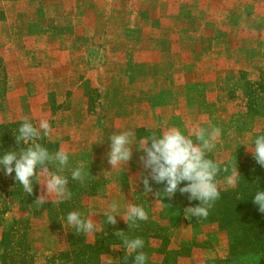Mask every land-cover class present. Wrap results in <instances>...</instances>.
<instances>
[{"label": "rangeland", "instance_id": "1", "mask_svg": "<svg viewBox=\"0 0 264 264\" xmlns=\"http://www.w3.org/2000/svg\"><path fill=\"white\" fill-rule=\"evenodd\" d=\"M7 1L0 0V125H20L21 118L28 117L36 126L40 118H46L51 132L46 136L41 134L40 144L49 153L61 148L67 150L69 163L64 172H71L82 161L84 171L89 173L83 183L67 176L68 186L74 184L83 189L73 192L70 201L82 210L84 217L95 213L92 219L104 225L105 233L117 229L130 237H146L144 240L149 245L145 250L152 254L154 264L164 260L162 252L176 255L175 264L226 260L229 256L226 231L215 221L203 225L200 231L195 230L191 222L197 217L183 211L191 207L187 204L189 194L177 190L171 198L163 196L165 184H157L150 176L152 191L145 193L140 182L150 172L140 160L144 155L139 150L142 138L152 133L159 135L164 127L180 128L185 135H189L193 124L208 127L206 116L204 120L193 119L191 113L176 111L172 105L174 96L182 102L190 100L184 96L179 82L173 93L160 94L162 88L155 75L163 62L160 60L163 49L156 42L157 33L145 30L149 27L146 20L157 18L151 1ZM233 5L239 12L244 8L242 0ZM256 6L264 10V0H247L244 11L257 9ZM254 19L255 24L250 23L251 30L246 32L244 46L248 50L247 58L251 56L249 60L257 62H249L245 78L233 87L226 88V80H221L225 94L218 95L216 103L225 108L206 113L214 116L211 124L221 129L219 141L207 158L219 161L221 168L231 169L236 163L238 172L253 161L247 148L252 147L256 136L264 135V11ZM230 34L233 37L234 33ZM198 99L210 101L206 96ZM254 114L260 118L241 126L245 116ZM123 130H132L136 135L132 158L121 171L111 169L107 153L109 137ZM48 168L56 172L59 165L50 162ZM259 170V174H264V168L259 166ZM229 174L230 171H221L217 179L223 181ZM42 183L38 167V196L46 191ZM186 183L182 182L178 188ZM232 189L220 184V192ZM157 193L161 195L158 197ZM113 200L121 205L118 214L131 202L142 205L148 219L138 221L136 228H128L120 216L116 217L115 226L105 224L104 210ZM166 203L176 206L168 208ZM195 203L198 205L199 201ZM12 207V212L5 216L8 222L19 216L17 206L12 204ZM74 230L66 221L56 228L45 216L32 220L29 240L34 264H58L59 255L69 250ZM1 233L2 227L0 240ZM100 233L94 237L83 234V240L93 245ZM112 247L104 255L120 261L123 245L115 250ZM185 247L190 250L189 256L182 254ZM102 258L103 255L100 257L103 264Z\"/></svg>", "mask_w": 264, "mask_h": 264}, {"label": "clouds", "instance_id": "2", "mask_svg": "<svg viewBox=\"0 0 264 264\" xmlns=\"http://www.w3.org/2000/svg\"><path fill=\"white\" fill-rule=\"evenodd\" d=\"M21 120L15 140L18 145L22 144L25 147L20 148L18 152H5L0 156V167L6 175L14 172L15 180L27 194L33 193L32 178L36 176L39 167L40 175L43 177L42 186L46 191L37 196L34 203L38 205L47 203L50 200L49 197L54 198L50 201L55 204L71 200L72 192L68 188L69 179L62 174L69 163V153L63 148L55 153H49L45 147L36 142L41 138L42 133L46 136L51 132V125L46 118H40L36 126L30 122L28 117H22ZM135 135L132 130H123L109 137L110 150L107 153V160L111 169L121 171L125 169L124 166H127L133 155ZM220 135L221 129L209 123L207 128L193 124L189 135H185L177 127H164L159 135L152 133L149 137L142 138L139 141V150L144 155L140 156V160L144 169L150 170L148 176H144L140 181L145 193L152 191L149 185L150 176L151 180L157 184H165L163 196L171 198L179 190L181 194H189L190 201H199L197 206L185 208L184 213L191 217H207L209 209L220 199V184L224 183L228 187L235 188L240 178L236 163L231 169L228 166L221 168L219 161L207 158V153L215 149ZM247 149L251 151L256 163L264 168V135L256 136L252 147ZM50 162H56L59 165L56 172L49 170ZM84 169V162H78L71 170V179L83 183L85 177L89 175ZM221 171L225 173L230 171L223 181L217 179ZM182 182L187 183L184 187L178 188ZM160 195L157 193L158 197ZM157 202L160 203L159 199ZM252 202L258 207L260 213H264V191L257 190ZM123 207V213L118 214L121 205L116 200L108 203L104 210L105 224L115 226L116 217L120 216L128 228H136L139 226L138 221L148 219V214L142 205L128 202ZM93 215L95 213L84 217L78 211H70L67 213L66 223L75 229L77 235L84 234L94 237L96 233L105 229L104 225L93 221ZM113 235L122 242L125 264L129 256H132L133 264H147L149 258L143 251L142 238L130 237L120 230L115 231ZM118 248L120 247H112L113 250ZM102 259L103 264H119L120 262L106 255H103Z\"/></svg>", "mask_w": 264, "mask_h": 264}, {"label": "trees", "instance_id": "3", "mask_svg": "<svg viewBox=\"0 0 264 264\" xmlns=\"http://www.w3.org/2000/svg\"><path fill=\"white\" fill-rule=\"evenodd\" d=\"M19 126L18 124L0 125V156L7 151L18 152L20 148L25 147L22 144L18 145L15 140ZM259 166L254 159L242 166L239 169L240 179L236 188L220 192V199L209 209L207 217L192 219L191 225L195 230L200 231L203 225L213 224L215 221L228 235V258L207 260L204 264H264V213H260L258 207L252 202L257 190L264 191V174L258 173ZM62 174L70 176L71 179V172ZM32 179L33 193L27 194L15 180V173L6 175L0 167V227H2L0 264H34L29 240L32 220L45 216L52 226L60 228L61 223L66 221L68 212L75 210L83 214L82 210L73 205L70 200L60 204L34 203L38 196L36 176ZM68 188L72 194L83 190L74 184L69 185ZM195 201L192 200L187 204L191 207L197 206ZM12 204L17 206L19 216L8 222L5 216L12 212L14 208ZM166 204L168 208L176 206L171 203ZM115 231L117 229H111L105 233L104 230L97 235L93 245H88L83 240V234L77 235L74 230L69 250L59 255L58 264H102L100 257L109 253L108 247L122 244L120 239L113 235ZM141 236L146 239L143 235ZM136 237L140 236L136 235ZM144 239L143 251L149 258L147 264H154L151 260L152 254L145 250L149 244ZM162 254H165V258L161 264H175L176 255L173 257V253L168 252H162ZM182 254L189 256L190 250L185 247ZM182 254L177 253V256L181 257ZM124 256L125 252H122L119 264H125ZM126 264H133L132 256L128 257Z\"/></svg>", "mask_w": 264, "mask_h": 264}, {"label": "crops", "instance_id": "4", "mask_svg": "<svg viewBox=\"0 0 264 264\" xmlns=\"http://www.w3.org/2000/svg\"><path fill=\"white\" fill-rule=\"evenodd\" d=\"M150 1L157 18L147 19L149 27L145 30L157 33L156 42L163 49L160 51V60L163 62L155 75V80L162 88L160 94L173 93L176 82H179L184 89V96L190 100L182 102L174 96L176 100L172 105L176 111L187 115L191 113L192 118L197 120H204L206 116L209 124L214 116L206 113L223 111L225 108L216 103L218 95L225 94V84L221 80H226V88L229 85L233 87L237 81L245 78L249 62H257L249 60L253 58L251 56L247 58L244 40L247 39L246 32L251 30L250 23L255 24L254 17L264 10L256 6L257 9L244 11L247 0H242L244 8L240 12L233 7V4H240V0ZM2 2L9 3L7 0ZM231 20L235 22L229 23ZM232 32L233 37L230 34ZM201 96H206L210 101L199 100ZM259 118L256 114L245 116L241 126ZM226 121L229 123L230 120L227 118Z\"/></svg>", "mask_w": 264, "mask_h": 264}]
</instances>
